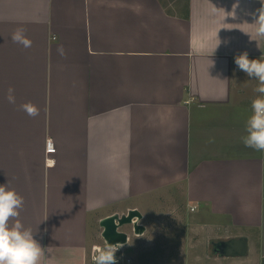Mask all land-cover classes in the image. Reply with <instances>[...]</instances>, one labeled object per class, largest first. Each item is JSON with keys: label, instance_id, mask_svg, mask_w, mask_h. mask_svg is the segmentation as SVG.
<instances>
[{"label": "crops", "instance_id": "crops-1", "mask_svg": "<svg viewBox=\"0 0 264 264\" xmlns=\"http://www.w3.org/2000/svg\"><path fill=\"white\" fill-rule=\"evenodd\" d=\"M262 7L0 0V185L23 196L19 219L47 264H93V246L105 244L101 219L131 208L146 231L121 228L129 234L122 259L147 261L144 245L149 251L160 235L151 218L185 203L207 233L246 237L264 252V153L241 142L258 81L235 64L244 52L264 59L254 22ZM17 28L30 48L11 40ZM28 102L35 118L20 108ZM216 256L207 264H257Z\"/></svg>", "mask_w": 264, "mask_h": 264}, {"label": "clouds", "instance_id": "clouds-1", "mask_svg": "<svg viewBox=\"0 0 264 264\" xmlns=\"http://www.w3.org/2000/svg\"><path fill=\"white\" fill-rule=\"evenodd\" d=\"M254 22L257 25L256 35L264 37V7L258 10ZM11 40L24 48L32 45L23 28H17ZM57 52L61 56L65 55L63 46H58ZM235 64L249 78L258 81L254 92L259 95L251 102V114L245 122V134L241 136V142L247 148L264 153V59H249L247 52H244L235 57ZM6 99L10 104H15L14 89H8ZM20 108L29 117L39 115V108L31 102L22 104ZM23 207V196L7 184L0 185V264H47L45 247L35 238L32 229L25 227L19 219ZM136 221L133 218L134 225ZM121 247L120 244L112 245L107 241L103 246L94 245L93 264H117L115 254Z\"/></svg>", "mask_w": 264, "mask_h": 264}, {"label": "rangeland", "instance_id": "rangeland-1", "mask_svg": "<svg viewBox=\"0 0 264 264\" xmlns=\"http://www.w3.org/2000/svg\"><path fill=\"white\" fill-rule=\"evenodd\" d=\"M176 205H178V208L175 209L174 214L168 215L165 212L158 215L159 219L154 216L151 218V230L160 232V235L159 239L157 237L153 239L155 244L149 251L146 249L147 243H145V255L148 260L144 261L140 258V264H150L152 261L155 264H184L185 260L191 264H207L216 260L217 254L211 250L212 244L210 242L224 240L226 234L221 233L222 235H219L214 228H212L214 235L210 231L207 233L210 228L206 229V226L200 224L203 222L200 220L199 210L193 212L194 208H190L186 203ZM171 216L175 217L172 218ZM123 247L115 254L117 264H130V256L133 254L129 253L128 257L130 258L127 257L128 260L125 258L123 262L121 253ZM249 250V256H240L238 262H242L249 257L253 258L257 264H264V257L261 256L264 253L262 249H255V246H253ZM217 259L219 260V258ZM232 260L227 258L223 261L228 263Z\"/></svg>", "mask_w": 264, "mask_h": 264}, {"label": "water", "instance_id": "water-1", "mask_svg": "<svg viewBox=\"0 0 264 264\" xmlns=\"http://www.w3.org/2000/svg\"><path fill=\"white\" fill-rule=\"evenodd\" d=\"M133 218L137 219L135 225L132 222ZM142 219L143 214L138 208H131L123 214L108 215L100 221L103 228L102 237L109 244L127 246L129 244V234L121 228L132 226L136 235L143 234L146 231V226L141 222ZM218 245L219 251L224 256H247L249 254V241L246 237L221 240L217 243Z\"/></svg>", "mask_w": 264, "mask_h": 264}, {"label": "built area", "instance_id": "built-area-1", "mask_svg": "<svg viewBox=\"0 0 264 264\" xmlns=\"http://www.w3.org/2000/svg\"><path fill=\"white\" fill-rule=\"evenodd\" d=\"M56 152H57V147H56L55 141L53 139L49 138L47 140V153L49 155H53ZM48 163L52 164V163H54V161L49 158Z\"/></svg>", "mask_w": 264, "mask_h": 264}, {"label": "flooded vegetation", "instance_id": "flooded-vegetation-1", "mask_svg": "<svg viewBox=\"0 0 264 264\" xmlns=\"http://www.w3.org/2000/svg\"><path fill=\"white\" fill-rule=\"evenodd\" d=\"M221 240H216V241H214L213 243H212V248H211V250L214 252V253H216V254H218V255H221V256H224V255H222L221 254V252L219 251V245L217 246V243L218 242H220Z\"/></svg>", "mask_w": 264, "mask_h": 264}]
</instances>
